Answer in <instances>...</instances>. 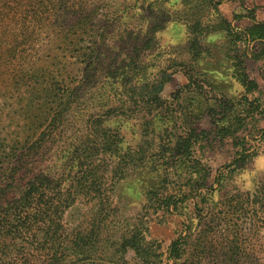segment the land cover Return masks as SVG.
<instances>
[{
	"label": "rangeland",
	"instance_id": "1",
	"mask_svg": "<svg viewBox=\"0 0 264 264\" xmlns=\"http://www.w3.org/2000/svg\"><path fill=\"white\" fill-rule=\"evenodd\" d=\"M133 1L62 0L52 6L48 0H0V174L12 176L8 168L14 167V177L18 178L22 173L16 161L19 155L23 156L25 168L30 169V100L58 96L47 93L52 72L57 71L61 80L56 83L62 87L68 73L84 68L85 62L81 61L86 56L81 57V53L97 50L92 49V42L100 34L99 21L106 26L100 45L101 62L108 60L106 56L129 51L130 44L124 42L121 34L139 22L132 10L126 13ZM67 6L77 12L67 14ZM95 6L103 7V16L97 14L100 11L96 12ZM89 9L94 10L92 16L81 19ZM219 10L239 32L254 22L252 15L257 22L264 21V0H219ZM79 12L82 14L78 20L82 21L77 29L75 19ZM157 36L164 50L156 59L151 52L143 51L146 65L152 75L166 66L168 70L175 69L159 96L167 101L178 96L173 107L194 113L197 128L206 131V137L193 145L200 165L194 172L175 166L169 173L163 168L145 166L118 180L107 200L117 224L115 230L110 227L109 233L142 223L146 238L158 248L154 264H264V58H251L252 50L264 39L251 40L243 34V39L232 45L225 33H208L195 42L199 51L195 57L182 24L176 23ZM18 50L30 53V58L21 60L14 53ZM43 53L49 56L42 70L33 62L37 54ZM54 55L57 58L52 59ZM235 56L242 60L257 89L245 93L234 80ZM32 64L34 67H30ZM41 73H45L42 81L36 78ZM185 73L191 77L190 86H185ZM240 111L242 125H237L240 127L234 134L223 138L214 135L216 120L223 114ZM116 120L109 122L119 126L126 143L133 145L137 141L133 121H123L120 126ZM162 123L159 128L172 126L174 121ZM68 134L52 147L47 141L48 154L56 164L62 160L58 158L67 146ZM149 189L155 190L154 203L146 200ZM161 195L169 199L167 206L158 207L155 203ZM88 206L78 200L64 211L62 224L66 233L85 225L86 215L95 211ZM183 237L186 245L180 258L168 260L167 247ZM102 250L99 258L81 264H114L110 260L119 254ZM123 258L127 264H141L131 249L125 251Z\"/></svg>",
	"mask_w": 264,
	"mask_h": 264
},
{
	"label": "trees",
	"instance_id": "2",
	"mask_svg": "<svg viewBox=\"0 0 264 264\" xmlns=\"http://www.w3.org/2000/svg\"><path fill=\"white\" fill-rule=\"evenodd\" d=\"M59 1L62 0H48L52 6ZM133 2L134 5L126 8V13L132 10L139 22L121 34L125 37L124 42L130 44L127 53H114L101 62L100 45L106 26L99 21L100 34L95 35L97 40L92 42V49L97 47V50L81 53V57L86 56L81 61L85 62L84 68L68 73L62 87L56 83L61 80L57 71L52 72L49 78L52 86L47 93L58 96H39L30 100V169L25 168L23 156L19 155L16 161L22 173L18 178L14 177V167L8 168L12 176L0 174V264H81L99 258L98 253L105 248L111 255L119 254L115 260H110L114 264L119 261L127 264L123 255L128 249L141 264L156 262L154 256L158 248L153 240L146 238V227L142 223L109 233L111 226L114 230L117 226L116 214L107 201L109 192L118 180L145 166L156 170L163 168L166 173L175 166L188 167L194 172L200 164L193 154V145L206 137V131L197 128L194 113H183L179 107H173L178 96H172L170 101L159 96L175 69L168 70L166 66L152 75L143 51L151 52L156 59L164 50L157 34L176 23L184 26L190 49H194V56L198 57L195 43L198 38L222 32L230 37L232 45L242 40L243 34L251 40H263L264 21L257 22L252 15L254 22L239 32L219 10V0ZM176 6L180 9H172ZM65 9L67 14L77 12L69 6ZM94 9L102 16L105 13L103 7L95 6ZM93 12L90 10L81 19L90 18ZM80 14L82 12L75 19L77 29L82 21L78 20ZM14 53L21 60L30 58L26 51ZM37 55L33 63L41 65L43 70L49 54ZM55 58L57 55L52 56ZM251 58H264V43L252 50ZM233 66V78L245 93L257 89L256 82L249 79L237 56ZM184 75L187 78L185 86H190L191 77ZM36 78L44 80L45 73L37 74ZM242 113H232L228 117L223 114L215 121L214 135L223 138L234 134L240 127L237 125H242L240 120L243 119L239 118L243 117ZM113 118H117L116 124L133 121L131 125L137 137L133 145L126 143L119 126L109 122ZM172 119V126L159 128L161 121L164 124ZM177 120L179 124L175 123ZM67 132V146L58 158L61 162L56 164L48 154L50 147ZM47 141L51 144L49 148ZM26 143L27 140L21 149ZM52 155L56 157V154ZM154 191L148 190V203H154ZM163 196L155 199L158 207L168 205L169 199ZM78 200L95 211L86 215L82 228L78 225L79 229L66 233L63 213ZM185 238L169 244L168 260L174 262L180 258L186 245Z\"/></svg>",
	"mask_w": 264,
	"mask_h": 264
}]
</instances>
